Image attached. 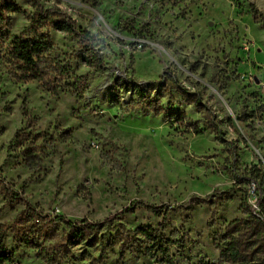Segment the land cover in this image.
Returning a JSON list of instances; mask_svg holds the SVG:
<instances>
[{
	"label": "rangeland",
	"instance_id": "rangeland-1",
	"mask_svg": "<svg viewBox=\"0 0 264 264\" xmlns=\"http://www.w3.org/2000/svg\"><path fill=\"white\" fill-rule=\"evenodd\" d=\"M15 1L0 51L42 33L86 86L63 79L53 93L14 78L0 56V235L11 264H241L220 248L229 224L252 215L251 186L264 191V0H39L92 42ZM62 218L97 231L71 243ZM252 250L264 260V247Z\"/></svg>",
	"mask_w": 264,
	"mask_h": 264
},
{
	"label": "trees",
	"instance_id": "trees-1",
	"mask_svg": "<svg viewBox=\"0 0 264 264\" xmlns=\"http://www.w3.org/2000/svg\"><path fill=\"white\" fill-rule=\"evenodd\" d=\"M31 4L36 8L37 15L40 19L49 20L56 28L64 30L74 36L92 42L94 37L91 32L76 27L74 20L69 15L59 9L43 8L39 0H29ZM252 15L254 18L259 19L260 16L256 12L257 9L254 5L251 6ZM21 11V8L15 0H0V40L7 43L5 29L9 19L10 12ZM6 50L0 51V56L5 60L9 68V72L16 79H23L26 81L38 80L41 85L52 91L58 93L61 88L62 80L70 83L73 82V87H85L86 81L83 80V76H74V72L68 64H62L60 61H55L51 54L52 48L50 41L42 33L34 36L15 35L11 38L6 45ZM93 56L86 57L87 62H93ZM3 60V61H4ZM97 60V58H96ZM48 63L52 67V72H47L43 68V64ZM128 84V81L125 82ZM157 87L162 88L161 82H156ZM130 87V85H127ZM179 88V87H178ZM141 94H143L142 88L138 87ZM184 94L189 93L183 88H179ZM189 95V94H188ZM199 103V99H194ZM259 202V215L252 211V215L249 218L235 219L231 222L224 234V242L220 248V255L227 261L241 264H264V260L253 258L252 248L254 245L257 247H264V191L261 192L258 197ZM68 225L67 239L71 243H79L86 241L89 237L96 233V223L87 222L82 220L80 222L73 221L67 218H62ZM142 234L150 241H152V247L159 248L164 253H167V248L163 247V239L159 237L152 227H141ZM246 230L247 233H244ZM5 236L0 235V264L13 263L14 256L5 247ZM260 249V248H259Z\"/></svg>",
	"mask_w": 264,
	"mask_h": 264
},
{
	"label": "built area",
	"instance_id": "built-area-1",
	"mask_svg": "<svg viewBox=\"0 0 264 264\" xmlns=\"http://www.w3.org/2000/svg\"><path fill=\"white\" fill-rule=\"evenodd\" d=\"M255 192H256V188H255V186H251V188H250V193L252 194V200H250V205H251V209H252V211L255 213V214H257V215H259L258 213H259V211H260V207H259V202H258V198L256 197V195H255ZM153 264H157V263H153Z\"/></svg>",
	"mask_w": 264,
	"mask_h": 264
}]
</instances>
